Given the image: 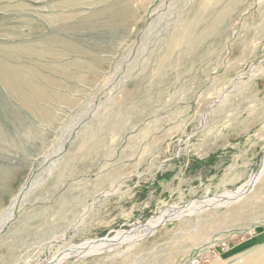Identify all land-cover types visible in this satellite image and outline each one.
<instances>
[{"label": "rangeland", "instance_id": "374dc122", "mask_svg": "<svg viewBox=\"0 0 264 264\" xmlns=\"http://www.w3.org/2000/svg\"><path fill=\"white\" fill-rule=\"evenodd\" d=\"M213 240L264 264V0H0V264H178Z\"/></svg>", "mask_w": 264, "mask_h": 264}, {"label": "bare ground", "instance_id": "6f19581e", "mask_svg": "<svg viewBox=\"0 0 264 264\" xmlns=\"http://www.w3.org/2000/svg\"><path fill=\"white\" fill-rule=\"evenodd\" d=\"M258 178H259V176L257 177V179ZM257 179L255 178V180H257ZM255 180L251 181L252 184L255 182ZM249 187H250V185L249 186L244 185L243 187L239 188L237 190V192L235 194H233L231 197L218 199L212 203H208L207 201H204L203 203L198 204V205L196 204L194 206H189L186 208H174L170 212H167V211L161 212L158 216L150 219L146 223V225H144L142 227H138L137 229H133L129 233L118 234L113 239L106 240L105 242H104V240H102V241L99 240L100 242L94 241L93 243H95V244H92V245L87 246V247L81 246L80 248H77L75 250L69 249L65 252V254H63L64 252L60 254V256H59L60 259L58 261H63L65 258L69 257L70 255L81 256V255L100 253L105 249H110V248L114 249V247H116L120 244L131 243L132 241L137 240V239L139 241V240L153 234L155 229L160 224H162L163 222H167V220H177V219H180L182 216L190 215V214H193L195 212H200L202 210H205L206 208H209L210 206L219 205V204L221 205L222 203L224 204L225 202L231 203L232 201H234L233 199H238V198L242 197V195L245 192H247ZM194 210H195V212H192ZM8 215H10V214H8ZM8 217H9V219H11V216H8ZM4 219H2V221ZM103 239H106V238H103ZM98 243H99V246L96 245ZM82 247H84L85 249Z\"/></svg>", "mask_w": 264, "mask_h": 264}, {"label": "built area", "instance_id": "2783aa9c", "mask_svg": "<svg viewBox=\"0 0 264 264\" xmlns=\"http://www.w3.org/2000/svg\"><path fill=\"white\" fill-rule=\"evenodd\" d=\"M229 245L225 240H213L212 243L194 248L178 264H222L223 256L230 250Z\"/></svg>", "mask_w": 264, "mask_h": 264}, {"label": "water", "instance_id": "95a60500", "mask_svg": "<svg viewBox=\"0 0 264 264\" xmlns=\"http://www.w3.org/2000/svg\"><path fill=\"white\" fill-rule=\"evenodd\" d=\"M258 173H259V172H258ZM256 175H257V173H256L254 176L256 177ZM255 183H256V182H255ZM255 183H254V184H252V187L255 185ZM164 223H165V222H163V223H162V224H160V225H163ZM160 225H159V226H160ZM159 226H158V227H159ZM99 240H102V239H98L97 241H99Z\"/></svg>", "mask_w": 264, "mask_h": 264}, {"label": "crops", "instance_id": "0c3cea01", "mask_svg": "<svg viewBox=\"0 0 264 264\" xmlns=\"http://www.w3.org/2000/svg\"><path fill=\"white\" fill-rule=\"evenodd\" d=\"M255 244V243H254ZM226 255V254H225ZM224 257V256H223ZM228 260V259H227ZM246 264H248V262H245Z\"/></svg>", "mask_w": 264, "mask_h": 264}]
</instances>
